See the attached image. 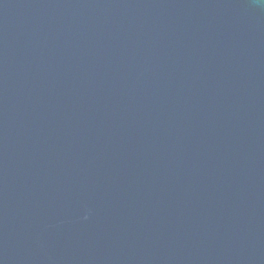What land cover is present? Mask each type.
Listing matches in <instances>:
<instances>
[{"label":"water","instance_id":"water-1","mask_svg":"<svg viewBox=\"0 0 264 264\" xmlns=\"http://www.w3.org/2000/svg\"><path fill=\"white\" fill-rule=\"evenodd\" d=\"M0 264H264V0H0Z\"/></svg>","mask_w":264,"mask_h":264}]
</instances>
